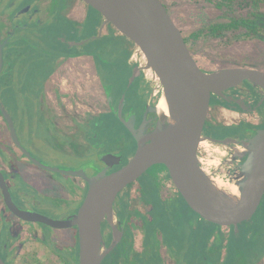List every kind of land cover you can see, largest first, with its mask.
<instances>
[{
	"label": "flooded vegetation",
	"instance_id": "1",
	"mask_svg": "<svg viewBox=\"0 0 264 264\" xmlns=\"http://www.w3.org/2000/svg\"><path fill=\"white\" fill-rule=\"evenodd\" d=\"M52 1L0 0V35L2 42H6L3 48L0 81L5 77L3 74L6 65L9 68L12 64L7 58L5 60L4 50L7 46L15 48L11 50L13 55H21L23 53V50L19 49L21 43L46 40L48 48L54 53L35 61L32 75H24L26 83L22 88L24 91L21 92L34 94L35 101L32 103L25 101L22 106L20 105L22 113L26 109L32 110L34 123L40 130L34 133L32 147L39 152L42 151L39 142L44 140V134L41 131L48 127L54 135L55 143L62 148L65 156L73 159L75 163L79 162L73 169H84L85 175L92 177L107 166L102 161V156L113 154L121 157L120 162L114 164L107 172L117 170L132 158L137 149V141L126 126V121L133 115L134 126L138 127L144 119L147 108L157 105L162 89L154 93L155 85L147 84L149 79L145 70L133 60L135 49L133 53L127 54L133 47L128 41L123 44L129 49L125 48L126 51L122 50L123 54L122 52L121 55L117 54L121 49L117 48V45H110L112 42L109 39V29L104 30V26L108 25L109 28L116 29L114 37L124 34L111 23L103 24L104 16L98 10L84 0H66L64 2L67 5L61 7L59 14L56 15L55 11H52ZM164 4L167 6L165 2ZM89 7L97 11L102 20H99L100 16L97 13L89 19ZM13 8L16 12L11 13ZM3 20L5 26L2 29ZM97 41L99 44L96 45L99 47L97 50L103 52L109 50L115 59L119 56L118 64L131 68V76L135 73L136 67H140L139 75L132 82L129 80L125 90L116 93L115 97L106 94L101 83L97 55L89 50ZM134 45L137 47L135 43ZM121 48L124 49L122 46ZM192 54L200 65L194 52ZM36 56L39 58L41 54ZM46 63H49L48 66ZM237 66L253 68L246 64ZM200 67L203 69L201 65ZM22 72L20 67L19 78L23 77ZM4 79L6 84L10 85L8 88L13 89L15 77L12 73L10 77ZM224 92L225 96L210 95L202 131V143L198 149L200 164L208 170L210 165L207 159L212 155V151L218 154L217 157L222 158V162L229 160L225 156L234 155V146H239L254 136L258 130L264 129L262 87L243 79L236 85L226 88ZM4 110L14 123L20 145H17L14 139L10 124L4 116ZM152 117H154L151 121L153 127L155 120L160 119V114L149 113L148 118ZM29 125L30 123L26 125V130ZM226 127L235 129L227 136H221L220 131ZM123 130L129 132L130 148L133 149L127 156L120 150L105 147V143L100 138L105 132L108 133L109 138L112 135L117 136ZM206 141L209 145L205 144ZM228 141L231 143H227ZM205 147H209V151H203ZM221 147H226L228 153H222L223 151L219 150ZM23 148L33 155L23 144L12 115L0 99V170L8 182L15 205L54 219H65L77 213L88 193L89 183L86 177L62 172L70 176L69 180L57 181L31 165L38 164L25 154ZM53 151L54 149H49V157ZM236 161L239 165L240 159L237 158ZM155 165L161 167L158 173L160 182L156 184L147 179L141 182L140 178H143ZM155 165L119 192L114 202V214L110 220L106 217L102 221L104 245L110 247L114 243V246L105 255L101 264H247L239 257V247H231V245L240 238V232L236 233V231H239L241 224L252 220L258 212L259 216H264V195L252 217L240 223L238 227L213 223L203 218L188 204L168 167L163 163ZM214 167L218 168L217 165ZM228 168H222V171L229 170L228 173L232 174L239 170L234 165ZM24 183L43 196H34ZM22 184L24 186L21 187ZM14 192L22 198V204L16 200ZM31 205H36L40 209L52 206L62 217L56 218ZM185 205L193 215L198 216L199 221V218L205 221L201 220L198 225L192 227L191 237L194 247H192L193 251L190 250L191 260L187 263L183 259L185 253L183 247L180 251L179 245L176 248L165 244V233L168 232L172 237L177 236L185 222L190 221L189 217L193 216L188 209H185ZM185 210L190 212L187 218ZM202 228L203 231L200 232ZM207 234H209L208 239H204ZM180 235L184 236L183 229ZM218 241L222 244L217 245ZM262 247L264 249V240ZM0 257L6 264H76L77 258L79 263V227L74 225L58 228L40 221L23 219L9 209L4 190L0 186ZM263 259L264 256L254 264H263Z\"/></svg>",
	"mask_w": 264,
	"mask_h": 264
},
{
	"label": "water",
	"instance_id": "2",
	"mask_svg": "<svg viewBox=\"0 0 264 264\" xmlns=\"http://www.w3.org/2000/svg\"><path fill=\"white\" fill-rule=\"evenodd\" d=\"M98 10L105 23L113 24L131 39L146 56V67L160 79L168 95L174 120L160 116L152 127L149 113H159L158 106H150L142 123L134 126L133 115L126 126L137 141L132 158L121 168L107 172L120 162V156L106 154L107 165L92 177L84 169L54 168L36 159L24 149L36 164L52 171L85 176L89 189L77 213L54 219L41 213L21 209L15 205L7 180L0 170V186L4 190L9 209L25 220L40 221L58 228L77 225L80 230V260L78 264H101L108 251L105 247L101 224L114 214V202L124 188L136 181L150 167L165 164L182 191L188 204L203 218L213 223L234 225L252 217L264 195V129L239 146L241 153L235 182L240 197L236 203L228 202L220 191L209 188V179L200 164L198 149L203 138L205 116L211 94L225 96L224 90L246 79L264 89V72L247 66H229L213 71L203 70L194 58L180 27L173 20L162 0H84ZM0 35V74L3 68V48ZM140 73L136 67L132 82ZM17 145L14 123L4 110ZM166 118V120H165ZM227 143H230L228 141ZM233 147V149H234ZM211 177V178H210ZM0 264H6L0 257Z\"/></svg>",
	"mask_w": 264,
	"mask_h": 264
},
{
	"label": "rangeland",
	"instance_id": "3",
	"mask_svg": "<svg viewBox=\"0 0 264 264\" xmlns=\"http://www.w3.org/2000/svg\"><path fill=\"white\" fill-rule=\"evenodd\" d=\"M66 0H53L52 1V11H55V14L58 15V11L61 7H65L67 4L65 3ZM167 6L170 9V15L172 16L173 20L176 22V24L180 27V29L183 31L185 35L188 33L194 31L195 29L201 27L203 23L207 20H217L220 11L213 6L212 4L208 3L206 0H163ZM264 10V6H263ZM16 12V9H12L11 13ZM90 17L94 13H97V11L93 10L91 7H89ZM102 20V17L99 13H97ZM96 16V15H95ZM103 23V21H102ZM5 26L4 20L1 21V27L2 29ZM109 29V39L110 45H117V48L121 49L118 55L123 54L124 52L122 50H125V48L128 50V46L125 47L123 43H129V45H133V47L130 49V51L127 53L128 55L133 53L134 49L136 48L133 41L130 39L127 40L126 36H116L114 37V33L116 31L115 28H109V26H104V30ZM96 45L98 44V41L95 42L94 46H91L89 48L90 51H93L96 53V61L98 63V69L99 74L101 76V83L102 86L106 92V94H112L114 97L116 96V93L119 91H124L128 81H131V68H126L125 66H122V64H118L119 62V56L115 59L113 57V54L110 53V51H98L99 47ZM124 47L123 48H121ZM15 48H12V46H7L4 50L5 60L6 58L11 61V66L8 68L6 65V68L4 70L5 77H10V73L15 77L12 86L13 89L8 88L5 77H2L0 81V99L4 102L6 107L8 108L10 114L12 115L15 124L17 126V130L21 136V140L23 141V144L26 145L27 148H29L32 152V154L43 161L44 163H47L51 166L61 168V169H73L78 166V163H75L73 159H70L69 157L65 156V152L61 150L62 148L55 143L54 141V135L50 132L49 128L43 129L41 132L44 134V140L40 141V147H42V151L35 150L32 147V141L34 137V133L37 132V130L40 132V130L36 127L34 123V115L32 110H24L22 113L20 110V105L22 106V103L25 101L28 103H32L35 101L34 94L33 93H21L24 90L22 89L24 84L26 83V78L24 75H32L31 72L35 69V61L38 59H44L47 58L48 54H53L54 51H52L50 48H48V43L43 40L38 41H25L24 43H21L19 45V49L23 50V53L21 55H13L11 53V50L13 51ZM126 51V50H125ZM122 52V53H121ZM14 53V52H13ZM115 53V52H114ZM121 53V54H120ZM37 54H41V56L38 58L36 56ZM194 55L198 59L200 65L203 67V69L206 70H217L223 67H228L231 65H250L253 66V68H257L259 70L264 71V41L260 39L255 40H240V41H228L227 38H225L223 41L217 39V40H208V41H200L197 46L196 50L194 51ZM122 57H124L122 55ZM49 64V63H48ZM46 63V65L48 66ZM44 65V63H43ZM46 66V67H47ZM21 67V70L23 71V77L19 78L21 76L18 71ZM119 67V69H118ZM146 67V65H145ZM118 69V70H117ZM123 69V70H122ZM11 70V72L9 71ZM146 77L149 79L147 81V84L150 86L155 85L154 92L158 93L162 89V85L160 82V79L155 78V73L152 69L144 68ZM153 81V82H152ZM29 92V91H27ZM30 123L28 130H26V125ZM50 127V126H49ZM36 128V129H35ZM48 129V130H47ZM235 128L234 127H226L223 128L222 131H220L221 136H227L231 132H233ZM101 140L105 143V147L112 148L114 150H120L122 154L125 156L129 155L133 149L130 148V141L131 137L129 132L123 130L121 131L117 136L112 135L108 138V133L105 132V134L100 135ZM60 144V143H59ZM229 148V147H228ZM49 149H54L53 153H51V157L48 155ZM219 150L223 151L222 153H228V149L226 147H221ZM47 153V154H46ZM214 153L212 151V155H209L208 165H210L209 172L210 176L213 178H221L226 181L235 182V178L237 176V172L229 174L228 171H222V168H228L230 165H234L238 167L237 164V157H233L230 154H227L226 157H228L229 160H224L222 162V158L220 159L217 157L218 154ZM220 155V154H219ZM38 170L43 171L46 173L47 176H50L51 178H54L55 180H69L70 176L66 175L62 172H55L43 169L42 167H39V165H34ZM218 168H215L216 166ZM83 167L85 165H82ZM221 167V169H220ZM229 169V168H228ZM161 170L160 165H155L151 169H149V172L143 176V178H140V181L143 180H152L154 183L160 182V177L158 175L159 171ZM232 172V171H231ZM25 187L29 189V192H32L34 196L42 197V193L35 192L34 188L32 189L31 186H28V184H25ZM23 184L21 185L24 186ZM28 189H26L28 191ZM14 196L16 197V200L19 203H23L22 198L17 196V194L14 192ZM60 204V203H58ZM37 205V204H36ZM31 205L36 209H39L46 214H50L56 218H61L62 215L57 213L54 207L52 206H45V208H39L38 206ZM58 207H61V205H57ZM45 209V210H44ZM185 209L189 208L185 205ZM187 210V211H188ZM185 210V216L187 218L188 214L193 215L192 211L187 212ZM194 216V217H193ZM192 217L190 216V221L185 222L183 226L184 236L181 237L182 229L178 231L177 236H170L168 232L165 233V244L168 245V247L175 246L176 248L178 245L180 246V251L183 247L184 250V257L185 262L187 263L190 259V252L192 250V237H191V231L192 227L195 225H198L200 221L197 219L198 216L195 214ZM195 218V219H194ZM203 221V220H202ZM205 222V221H203ZM203 231V228L200 230V232ZM240 232V238H237V241L234 242L236 246L239 247V257H241L242 262H246L247 264H254L255 260L257 259L258 255H256L259 251V247L262 246L263 237H264V216H259L256 214L254 218L250 221L244 222L240 225L239 231H236V233ZM171 233V232H170ZM174 233V232H173ZM199 235V234H198ZM217 240H219L218 233ZM215 235V236H216ZM256 235V237H254ZM209 234L205 236L204 239H208ZM257 238L258 242H254V245L250 247V245L253 244L250 243V240H253L254 238ZM252 238V239H251ZM198 246V245H197ZM196 246V247H197ZM253 248L255 252L251 254V252H246V249ZM191 250V251H190ZM256 253V254H255ZM240 259V258H239ZM240 260V262H241ZM245 260V261H243ZM239 262V260H238ZM264 264V259L262 261Z\"/></svg>",
	"mask_w": 264,
	"mask_h": 264
},
{
	"label": "trees",
	"instance_id": "4",
	"mask_svg": "<svg viewBox=\"0 0 264 264\" xmlns=\"http://www.w3.org/2000/svg\"><path fill=\"white\" fill-rule=\"evenodd\" d=\"M206 1L215 6L221 13L217 20H207L201 27L188 33L187 35L184 34L185 40L192 52L196 50V46L200 41L217 39L223 41L225 38H227L228 41L255 39L264 41V0ZM166 7L170 13L169 7ZM254 237H256V235ZM252 242L253 244L250 245V247L254 245V242H258L257 238L250 240V243ZM219 244H222V242L218 241L217 245ZM231 247H236L234 241L232 242ZM246 252H251V254H253L255 250H253V248H249L248 250L246 249ZM258 252L260 253H255L258 255L255 262L264 256V249L262 246L259 247ZM77 263L78 258L76 260V264Z\"/></svg>",
	"mask_w": 264,
	"mask_h": 264
},
{
	"label": "bare ground",
	"instance_id": "5",
	"mask_svg": "<svg viewBox=\"0 0 264 264\" xmlns=\"http://www.w3.org/2000/svg\"><path fill=\"white\" fill-rule=\"evenodd\" d=\"M157 106H158V111H159L160 116L166 117L168 119V121L174 120V113L170 107L169 97L163 91V88H162V94H161V96L157 102ZM166 118H165V120H166ZM201 143H202V140L199 144V147L201 146ZM211 148H213V147H211ZM240 153H241V148L234 147V154L238 155ZM204 170L206 171V174H208L210 176L207 169L204 168ZM209 188H210V190H213V191H220L223 194V196L225 197V199L230 203H236L239 200L240 189H239V185L236 182L226 181V180H223L221 178H211V179H209Z\"/></svg>",
	"mask_w": 264,
	"mask_h": 264
},
{
	"label": "built area",
	"instance_id": "6",
	"mask_svg": "<svg viewBox=\"0 0 264 264\" xmlns=\"http://www.w3.org/2000/svg\"><path fill=\"white\" fill-rule=\"evenodd\" d=\"M133 60L139 66H141L144 69V67H145V65L147 63L146 56L144 55V53L142 52V50L138 46L135 48V51L133 53ZM155 78L158 79L156 74H155ZM205 144H208L207 141H206ZM203 151H209V147H205V149H203ZM199 159H200V157H199Z\"/></svg>",
	"mask_w": 264,
	"mask_h": 264
},
{
	"label": "crops",
	"instance_id": "7",
	"mask_svg": "<svg viewBox=\"0 0 264 264\" xmlns=\"http://www.w3.org/2000/svg\"><path fill=\"white\" fill-rule=\"evenodd\" d=\"M119 36V35H118Z\"/></svg>",
	"mask_w": 264,
	"mask_h": 264
}]
</instances>
